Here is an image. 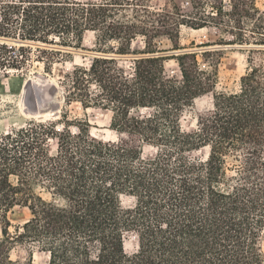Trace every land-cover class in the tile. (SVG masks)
<instances>
[{
  "label": "trees",
  "instance_id": "obj_1",
  "mask_svg": "<svg viewBox=\"0 0 264 264\" xmlns=\"http://www.w3.org/2000/svg\"><path fill=\"white\" fill-rule=\"evenodd\" d=\"M150 1L0 0V37L26 42L0 41L6 76L32 65L33 55L50 71L66 53L60 45L80 47L96 33L95 50L105 55L63 81L74 88L70 100L112 109L117 132L107 140L79 125L58 131L34 122L0 136V264H22L9 255L18 240L46 252L48 264H264V60L254 56L264 52V16L253 0L233 5L239 17L240 5H252L249 33L235 19L238 39L252 47L249 67L238 91L217 92L196 52L174 55L180 77L167 73L163 54L133 59L131 73L109 56L162 53L157 38L206 26L173 0L161 9ZM138 37L146 38L143 51L133 49ZM209 94L197 128L184 131L185 109ZM142 109L150 112L133 113ZM147 146L156 154L144 155ZM202 149L205 157L194 156ZM124 195L134 205L124 206ZM18 207L30 217L12 232ZM129 233L138 242L132 253Z\"/></svg>",
  "mask_w": 264,
  "mask_h": 264
},
{
  "label": "rangeland",
  "instance_id": "obj_2",
  "mask_svg": "<svg viewBox=\"0 0 264 264\" xmlns=\"http://www.w3.org/2000/svg\"><path fill=\"white\" fill-rule=\"evenodd\" d=\"M173 1L186 14L187 20L192 19L201 21V23L205 21L206 26L196 28L195 26L181 25L179 34L172 36L173 39L168 36L156 39L158 49L163 50L162 53L180 49L196 52L201 69L215 76V90L217 92L238 91L241 78L246 74L249 67L248 57L251 55L250 49L252 47L247 43H241L238 39L235 19L241 18L245 22L247 33L253 29L255 20L247 15V11L252 9L251 2L248 1L244 7L239 6L240 10L244 9V11L242 9V16L239 17L233 15L232 12L233 5L239 4V0H204L202 5L195 3V8L193 3H187L188 0ZM253 2L264 16V0H253ZM149 4L155 9L170 8L171 6L170 0H151ZM196 29L199 30L196 31ZM232 33H235L236 37ZM0 41L4 40L0 39ZM96 41V33L88 32L84 44L80 47H61L60 45L59 47L66 53L54 61L50 71L45 69V64L38 61L35 55H33L32 65L25 68L24 71L11 70L7 74L8 76L5 75L4 71H0V136L13 129L29 127L31 123L38 122L53 123L57 126L58 131H62L67 126L70 131L76 132L79 131L77 128L79 125L107 140L116 139L117 132L111 127L112 109H103L96 105L85 107L80 100L75 98L70 100L68 95L70 90L73 91L74 88L67 81H63L66 74L71 73L76 65L90 67L94 58L93 52H100L95 50L97 49ZM145 41V37H138L133 43V49L143 51L146 47ZM251 45L253 46L254 43ZM207 46L213 47L202 49V47L207 48ZM116 55H120L117 57L120 67L127 73H131L135 58L126 56L128 54ZM163 55L169 56L165 61L167 73L180 77L179 62L174 56L176 54ZM254 56L264 60V52L254 54ZM29 79H37L39 83H42L40 84L42 89L36 88L32 82H29ZM91 90L96 91L94 86L91 87ZM211 98L212 95L209 94L203 97L197 105L185 109L180 120L184 131H194L197 128V110L209 106ZM149 112V109L133 111L134 114L142 115H147ZM50 149L52 153L56 152V139L50 140ZM157 150V147L147 146L144 155L153 156ZM207 152L208 149H202L193 154L197 157H205ZM134 203V197L123 196L124 206H132ZM10 217L13 224L10 231L14 232L17 225L23 224L30 217V212L27 208L18 207ZM2 239L0 226V241ZM137 246L138 242L135 235L133 233L127 234L125 241L127 252L136 251ZM9 255L11 259L22 264H48L49 261V255L41 251L36 244L21 240L10 245Z\"/></svg>",
  "mask_w": 264,
  "mask_h": 264
},
{
  "label": "water",
  "instance_id": "obj_3",
  "mask_svg": "<svg viewBox=\"0 0 264 264\" xmlns=\"http://www.w3.org/2000/svg\"><path fill=\"white\" fill-rule=\"evenodd\" d=\"M0 39L4 40L5 42H8V41H13V42H16V43H26L24 41H21V40H13V39H8V38H4V37H0ZM211 48V47H209ZM202 49H208L207 48H202ZM187 51H192V50H189V49H180V50H172V51H168V52H164V53H161V52H156V53H141V54H128L126 56H130V57H133L135 59H138V58H141V57H145V56H152V55H160V54H181L183 52H187ZM94 54V57H98V56H101V55H105L101 52H93ZM109 56H115V57H119L120 55H116V54H110Z\"/></svg>",
  "mask_w": 264,
  "mask_h": 264
},
{
  "label": "bare ground",
  "instance_id": "obj_4",
  "mask_svg": "<svg viewBox=\"0 0 264 264\" xmlns=\"http://www.w3.org/2000/svg\"><path fill=\"white\" fill-rule=\"evenodd\" d=\"M8 42H10V43H13L12 41H8ZM15 43V42H14ZM16 44H20V43H16ZM203 48V47H202ZM29 82H32L33 83V85L36 87V88H41V86L42 85H40V84H42V83H39V81L37 80V79H35V80H33V79H29ZM53 83V82H52ZM42 89V88H41ZM36 90V89H35ZM39 91V90H38ZM25 93V92H24ZM23 104V103H22ZM46 112V111H45ZM44 113V112H43ZM32 114V113H31ZM44 114H46V113H44ZM34 115V114H33ZM38 115V114H37ZM51 115V114H50ZM43 117H45V116H43Z\"/></svg>",
  "mask_w": 264,
  "mask_h": 264
},
{
  "label": "crops",
  "instance_id": "obj_5",
  "mask_svg": "<svg viewBox=\"0 0 264 264\" xmlns=\"http://www.w3.org/2000/svg\"><path fill=\"white\" fill-rule=\"evenodd\" d=\"M201 29H203V28H201ZM199 30V29H198ZM197 29H196V31H198ZM207 47H213V46H207Z\"/></svg>",
  "mask_w": 264,
  "mask_h": 264
},
{
  "label": "built area",
  "instance_id": "obj_6",
  "mask_svg": "<svg viewBox=\"0 0 264 264\" xmlns=\"http://www.w3.org/2000/svg\"><path fill=\"white\" fill-rule=\"evenodd\" d=\"M187 3H190V1L188 0Z\"/></svg>",
  "mask_w": 264,
  "mask_h": 264
}]
</instances>
